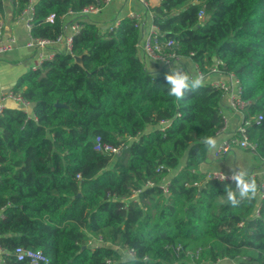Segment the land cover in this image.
<instances>
[{
	"label": "trees",
	"instance_id": "trees-1",
	"mask_svg": "<svg viewBox=\"0 0 264 264\" xmlns=\"http://www.w3.org/2000/svg\"><path fill=\"white\" fill-rule=\"evenodd\" d=\"M94 1L37 0L32 36L56 38L68 10ZM28 2L12 0L13 17ZM151 10L153 24L176 41L181 56L202 71L219 57L235 73L246 114L261 115L247 131L255 155L264 158V0H160ZM70 18L81 24L70 50H56L12 87L31 102L32 115L14 102L0 115L6 263L32 264L16 258L14 250L23 247L47 257L36 264H228L237 256L264 264L259 186L255 198L233 208L224 193L235 187L231 180L200 170L203 137L223 126L220 90L206 82L177 102L167 95L165 76L138 56L141 28L131 19L107 31L87 16ZM95 136L122 150L115 156L94 150Z\"/></svg>",
	"mask_w": 264,
	"mask_h": 264
},
{
	"label": "built area",
	"instance_id": "built-area-1",
	"mask_svg": "<svg viewBox=\"0 0 264 264\" xmlns=\"http://www.w3.org/2000/svg\"><path fill=\"white\" fill-rule=\"evenodd\" d=\"M112 0H95L92 3H89L83 6L77 13L68 10L65 15H63L60 19L64 23V18L66 15L73 16L74 14H78L81 16H86L90 14L97 13L104 5H107ZM141 5L145 7V9L150 13L151 17H153V12L148 3V0H137ZM33 4L28 2V4L22 9V11L16 16L17 20H20L24 23L27 29V40L25 45L33 50V56L31 59V64L29 70L41 69L42 64L45 61L51 60L56 52L54 46L57 44H62L65 50H70L72 36L79 32L81 28V24L78 20L72 19L68 24V31H63L56 38H43V37H34L31 34L32 27V18H33ZM128 18L131 19L136 26L141 28V15L138 12L131 11L128 14ZM198 19H203V11L198 13ZM47 21L52 22L53 15L50 14L46 17ZM120 24L119 19H114L111 21L105 29L107 31H114L118 28ZM17 44V37L13 34H5L4 33V23L0 18V55L6 54L12 51ZM136 46L138 50L142 52V54L148 58H151L158 63H160L163 68V75L165 76L168 73L169 69L174 66L180 59L183 58L177 52V43L175 40L171 38L164 37L163 33H161L158 28L151 23L147 32L144 35H141L140 39L137 41ZM195 73L203 74L206 78V82L217 89L220 90L222 97H226L228 101V106L230 112L233 116L238 118V123L236 128L232 133H230L226 138L220 141V148L218 153L223 154L228 152L233 147H240L249 150L253 154H255L256 143L252 141L248 135L247 127L252 125L253 123H258L261 119V115H247L246 105L248 103L242 96L243 90L239 79L235 75L234 72L228 71L224 69V62L221 58H214L213 62L207 66L206 71H202L195 64ZM212 77V78H211ZM7 101H12L16 103L21 110L27 112L32 115L30 111L31 102L25 99L20 92H15L12 89H9L5 92L0 90V115L2 114L3 109L6 106ZM223 117V126L219 129H223L226 127L228 118L225 114L222 113ZM164 123H161L160 128L163 129ZM93 148L96 151H100L106 154H110L111 156H115L119 154L122 150L121 146L114 147L109 144L102 143L99 136H95L93 140ZM231 173L223 172V171H211L206 173V177L214 180L225 181L228 179H224V176H230ZM250 177L252 175L249 174ZM167 180H163V192H166ZM194 184H197L196 182ZM259 191L260 197L264 196V175L262 181L259 183ZM136 195V191L133 192L132 197ZM257 214V210H256ZM121 254L123 256L132 257L133 250L132 249H121ZM0 248V264H7L4 258L1 255ZM15 256L18 260H22L24 258H28V260L32 264H36L40 261L47 262V257L41 251H33L31 249H26L23 247H17L14 250ZM247 258L244 256H237L233 259H227L228 264H250L246 262ZM222 259H218L211 264H221ZM109 262V261H107Z\"/></svg>",
	"mask_w": 264,
	"mask_h": 264
},
{
	"label": "crops",
	"instance_id": "crops-1",
	"mask_svg": "<svg viewBox=\"0 0 264 264\" xmlns=\"http://www.w3.org/2000/svg\"><path fill=\"white\" fill-rule=\"evenodd\" d=\"M37 0H29L34 4ZM160 0H148L150 7L159 4ZM131 11L138 12L141 15V35H144L152 23L150 13L137 0H112L107 5H104L97 13L86 15L93 21H96L101 28L105 27L114 19L127 17ZM71 15H66L65 31H68L67 24L71 21ZM4 23V33H13L17 37V44L15 48L3 55H0V87L16 82L17 79L29 70L33 50L25 45L27 40V29L24 23L13 17L12 0H3V15L1 17ZM55 50L64 49L62 44L54 46ZM138 56L142 59L144 66L150 72L155 70V73L162 74L163 68L157 61L148 58L142 54L140 50L137 51ZM177 67H182L183 70L195 73V63L189 57H183L177 63ZM212 78V77H211ZM13 102L7 101V104ZM221 112L228 118L225 128L219 130L214 136L222 139L226 138L236 128L238 118L233 116L230 112L227 98L224 96L221 102ZM151 128L149 127L148 130ZM205 165L203 169L201 165ZM200 165L202 172L223 171L230 173V168H243L252 175L256 180L257 185L262 181L264 175V158H259L247 149L240 147H233L228 152L220 154H209L207 152L206 158ZM260 195V191H259Z\"/></svg>",
	"mask_w": 264,
	"mask_h": 264
},
{
	"label": "clouds",
	"instance_id": "clouds-1",
	"mask_svg": "<svg viewBox=\"0 0 264 264\" xmlns=\"http://www.w3.org/2000/svg\"><path fill=\"white\" fill-rule=\"evenodd\" d=\"M155 73V70L153 69ZM167 84V95L174 98L177 102L185 99L186 95L195 94L199 89L205 86L206 78L200 73H191L177 67L175 64L168 73L165 74ZM204 148L209 154H215L219 151L220 140L214 135L203 137ZM205 165H201L203 169ZM230 176H224V179L231 180L235 187L226 186L224 189L225 201L228 205L235 208L242 201L255 198L257 194L256 181L249 176L246 169L230 168Z\"/></svg>",
	"mask_w": 264,
	"mask_h": 264
},
{
	"label": "water",
	"instance_id": "water-1",
	"mask_svg": "<svg viewBox=\"0 0 264 264\" xmlns=\"http://www.w3.org/2000/svg\"><path fill=\"white\" fill-rule=\"evenodd\" d=\"M75 60L78 61V62H80V57L77 56L75 58ZM14 84H15V82H13L11 84H8V85H3V86L0 87V90L3 91V92H5V91H7L9 89H12V87L14 86Z\"/></svg>",
	"mask_w": 264,
	"mask_h": 264
},
{
	"label": "rangeland",
	"instance_id": "rangeland-1",
	"mask_svg": "<svg viewBox=\"0 0 264 264\" xmlns=\"http://www.w3.org/2000/svg\"><path fill=\"white\" fill-rule=\"evenodd\" d=\"M94 243H98V242H97V241H95V240H93V241H92V244H94Z\"/></svg>",
	"mask_w": 264,
	"mask_h": 264
}]
</instances>
